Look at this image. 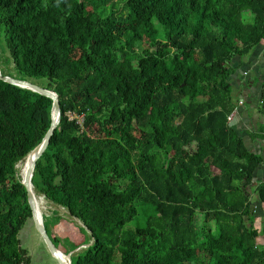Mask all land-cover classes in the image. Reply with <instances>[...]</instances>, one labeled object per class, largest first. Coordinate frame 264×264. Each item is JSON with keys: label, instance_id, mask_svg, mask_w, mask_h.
I'll list each match as a JSON object with an SVG mask.
<instances>
[{"label": "trees", "instance_id": "obj_1", "mask_svg": "<svg viewBox=\"0 0 264 264\" xmlns=\"http://www.w3.org/2000/svg\"><path fill=\"white\" fill-rule=\"evenodd\" d=\"M32 2L0 0V57L8 51L12 77L44 78L59 94L61 120L32 181L38 200L88 233L70 242L71 264H264V222L247 189L264 205L254 180L264 146L251 150L229 123L232 63L264 42V0H78L61 34L18 45ZM258 106L264 119V86ZM52 107L0 79V264H32L19 238L32 219L19 164ZM247 133L264 142V122ZM141 206L157 214L128 226Z\"/></svg>", "mask_w": 264, "mask_h": 264}, {"label": "rangeland", "instance_id": "obj_2", "mask_svg": "<svg viewBox=\"0 0 264 264\" xmlns=\"http://www.w3.org/2000/svg\"><path fill=\"white\" fill-rule=\"evenodd\" d=\"M77 3L78 0H40V3L38 0H33L31 11L27 15V21L25 25L19 28L16 33H13V37L16 38V43L18 45L26 46L32 43L42 42L48 38L57 37L63 31L64 11H71L76 7ZM261 45L262 46L256 47L253 53L244 59L248 58L254 62V64L259 63L261 58L260 54L264 48V42H262ZM5 55L3 49L1 48V71H3L5 74L16 76L17 72L15 70L13 61L8 58V51L5 53ZM262 66L263 64L259 66V68H262ZM252 67L253 66H250V68ZM261 71H264V69H261ZM29 81L43 86L46 79L33 77L29 78ZM233 91L235 92L234 89ZM234 95L237 97L236 94ZM238 100L240 102L242 98H239ZM242 133L246 136L245 132ZM22 164L23 163L19 164L21 172L24 171V168L21 167ZM247 189L249 194H251L252 200L255 201V204L257 205L255 223L258 227H261L262 223L264 222V205L261 204V206L259 202L256 201V194L252 191V185L248 186ZM43 205V213H46L49 216V228L51 229V235L54 236V238L56 237L59 239L58 247L61 248L64 253L72 248V243H70L71 241H75L76 243L84 241L88 233L85 228H83L84 226L81 221L73 218L69 214L68 210L49 203L45 198ZM140 208L142 213L139 214L133 223L128 226L135 227L136 225H144L148 215L157 214L155 208L153 207L150 208L141 206ZM54 209H58L60 211L59 213L61 214H57L58 217H61V220L56 224H54L55 221H53L54 217L56 216ZM19 238L21 240L22 246L27 248L30 255L32 256V264H60L50 252L45 240L36 228L33 219H29L24 225L23 229L19 233ZM259 242H263L261 237L259 238ZM69 254L70 253L66 255Z\"/></svg>", "mask_w": 264, "mask_h": 264}, {"label": "crops", "instance_id": "obj_3", "mask_svg": "<svg viewBox=\"0 0 264 264\" xmlns=\"http://www.w3.org/2000/svg\"><path fill=\"white\" fill-rule=\"evenodd\" d=\"M261 44L259 46H262ZM260 57V62L255 63L256 66L248 58L236 57L232 63L236 67V71L231 76L234 82V94L238 98H242L240 102L238 100L240 104L238 103L237 111L239 112L240 118L236 126L240 131L245 132V141L248 147L256 152L260 149L262 151V147L264 146L263 139H253L247 132H249V128L258 129L260 122H264L263 116L258 109L264 86V71H261V69H264V48L262 49ZM262 64V68H259ZM250 66L255 67L256 72H251L252 69ZM254 180L259 182L264 181V164L255 173Z\"/></svg>", "mask_w": 264, "mask_h": 264}, {"label": "water", "instance_id": "obj_4", "mask_svg": "<svg viewBox=\"0 0 264 264\" xmlns=\"http://www.w3.org/2000/svg\"><path fill=\"white\" fill-rule=\"evenodd\" d=\"M0 79L6 82H10L12 84H16L22 87L29 88L33 91L39 92L53 99L51 125L47 133L45 134L43 140L28 154L26 161H25L26 167L24 171L22 172V182L25 185L26 190H27L28 201H29V204L32 210V219L36 225V228L38 229L43 239L45 240L52 255L58 260L60 264H65L63 258L60 255L62 251L59 249V247L55 244V242L49 235L46 229V226L44 224L43 218L41 219L39 217L37 195L34 191L33 181H32L37 161L40 159V157L43 155L44 151L46 150L47 146L49 145L50 140L53 134L55 133V130L61 120L62 111H61V106H60V101H59V94L52 89H48L46 87L37 85L28 80L15 78V77H12L11 75H5L1 71V66H0ZM239 118H240V115L236 109L230 119V122H229L230 125L232 126L236 125ZM260 152H261V149L258 150L257 153H260ZM68 256H69V264H71L72 262L71 254H69Z\"/></svg>", "mask_w": 264, "mask_h": 264}, {"label": "bare ground", "instance_id": "obj_5", "mask_svg": "<svg viewBox=\"0 0 264 264\" xmlns=\"http://www.w3.org/2000/svg\"><path fill=\"white\" fill-rule=\"evenodd\" d=\"M22 166H23V164H22ZM37 202H38V209H39V217L42 219L41 209L40 208H43L44 205H43V202H41L38 199H37ZM60 255L63 258L65 264H69V256L68 255H65L64 252H62Z\"/></svg>", "mask_w": 264, "mask_h": 264}, {"label": "flooded vegetation", "instance_id": "obj_6", "mask_svg": "<svg viewBox=\"0 0 264 264\" xmlns=\"http://www.w3.org/2000/svg\"><path fill=\"white\" fill-rule=\"evenodd\" d=\"M251 69H252L251 72H253V73L256 72V68L255 67H252Z\"/></svg>", "mask_w": 264, "mask_h": 264}, {"label": "built area", "instance_id": "obj_7", "mask_svg": "<svg viewBox=\"0 0 264 264\" xmlns=\"http://www.w3.org/2000/svg\"><path fill=\"white\" fill-rule=\"evenodd\" d=\"M230 119H231V117H230Z\"/></svg>", "mask_w": 264, "mask_h": 264}]
</instances>
